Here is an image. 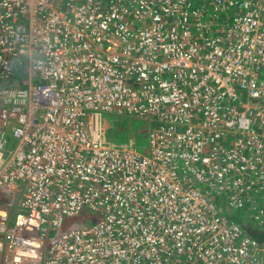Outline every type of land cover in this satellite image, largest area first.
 <instances>
[{
    "label": "built area",
    "instance_id": "obj_1",
    "mask_svg": "<svg viewBox=\"0 0 264 264\" xmlns=\"http://www.w3.org/2000/svg\"><path fill=\"white\" fill-rule=\"evenodd\" d=\"M263 229L264 0H0V264H264Z\"/></svg>",
    "mask_w": 264,
    "mask_h": 264
},
{
    "label": "rangeland",
    "instance_id": "obj_2",
    "mask_svg": "<svg viewBox=\"0 0 264 264\" xmlns=\"http://www.w3.org/2000/svg\"><path fill=\"white\" fill-rule=\"evenodd\" d=\"M109 120V121H108ZM107 121L109 122V129L107 131V139L110 141H115L116 143H123L125 141H127L130 137V133L129 130L132 132V134H135V139L137 141V143L140 146H144V134L139 135L137 133L138 130H141L143 124L137 120H124V118L119 119V120H110L108 119ZM112 121V122H111ZM119 121V122H118ZM114 124V125H113ZM111 126L113 127H117V128H113L111 129ZM120 128V129H119ZM113 130V131H111ZM119 133H118V132ZM109 135V136H108ZM111 139H110V138ZM250 213V211H247L245 213H239V215L236 216V219L240 220V222H242L243 220L247 221V222H251L250 221V217L248 216V214ZM16 215L14 216V222L16 221ZM253 222H255L253 219H251ZM252 223V222H251ZM14 223L12 222L11 226Z\"/></svg>",
    "mask_w": 264,
    "mask_h": 264
},
{
    "label": "bare ground",
    "instance_id": "obj_3",
    "mask_svg": "<svg viewBox=\"0 0 264 264\" xmlns=\"http://www.w3.org/2000/svg\"><path fill=\"white\" fill-rule=\"evenodd\" d=\"M70 111H72V112H75V110H74V108L73 109H71L70 108V110H69V112ZM70 119H71V117H69ZM72 120V119H71ZM92 121H93V119H89V121H88V126L87 127H85L82 131L83 132H85V131H89L92 127H93V123H92ZM109 121V120H108ZM112 122V121H111ZM116 122V121H115ZM119 122V121H118ZM105 123V122H104ZM72 127H73V124H72V126L70 127L71 129H72ZM113 128H117V127H113ZM112 128V129H113ZM74 129H77V127L76 126H74ZM120 129V128H119ZM114 130V129H113ZM109 131H110V129H109ZM140 135V134H139ZM99 136V133L97 134V137ZM109 136V135H108ZM108 138V137H107ZM110 138V137H109ZM111 139V138H110ZM115 142V141H114ZM48 149L50 150L51 148L50 147H48ZM49 156H51V153L50 152H45V157H44V160H46V159H48L49 158ZM67 211H68V213H70V211H71V205H69L68 206V209H67ZM74 220H75V218H72V217H67V218H63V222H64V232L61 234V235H67V234H71L73 231H74V229L72 228L73 227V224H74V226L75 227H78V224L77 223H74ZM5 227L3 226V229H4ZM8 228V230L6 231V232H4L3 233V235H2V238H3V242L4 241H6V239L7 240H13V238L21 231V229L23 228V227H21V228H19V230H18V233H13L12 231H10V227L8 226L7 227ZM29 232V233H28ZM28 232L27 233H25V235L27 236V237H29L30 239H31V241H30V243H38L39 242V236H37L36 234H35V231H33L32 233H30L31 232V230H28ZM20 238H24V239H21L22 241H26V240H28L29 241V239H27V238H25V236L24 237H20ZM37 246V248H38V245H36ZM14 252H15V254H13V255H11L10 257L12 258L10 261H12V260H14L15 259V257L17 256V254L18 255H20V254H22L23 256H29V254L31 255V253H29V250L28 251H25V250H23V251H19L18 249H14ZM30 257V256H29ZM9 262V261H8Z\"/></svg>",
    "mask_w": 264,
    "mask_h": 264
},
{
    "label": "trees",
    "instance_id": "obj_4",
    "mask_svg": "<svg viewBox=\"0 0 264 264\" xmlns=\"http://www.w3.org/2000/svg\"><path fill=\"white\" fill-rule=\"evenodd\" d=\"M114 125V124H113ZM112 127L113 126H111V129H112ZM111 131H113V130H111ZM118 132V131H117ZM119 133V132H118ZM248 230H249V228H247ZM252 235H253V237H255L257 240H259V241H262V242H264V229L263 230H261V231H256V230H254V231H251L250 232Z\"/></svg>",
    "mask_w": 264,
    "mask_h": 264
}]
</instances>
